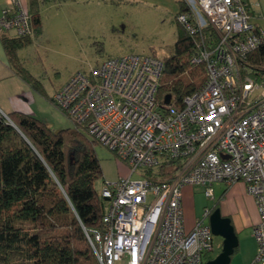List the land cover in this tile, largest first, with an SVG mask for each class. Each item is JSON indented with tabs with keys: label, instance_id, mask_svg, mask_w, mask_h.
<instances>
[{
	"label": "built area",
	"instance_id": "2783aa9c",
	"mask_svg": "<svg viewBox=\"0 0 264 264\" xmlns=\"http://www.w3.org/2000/svg\"><path fill=\"white\" fill-rule=\"evenodd\" d=\"M177 22L191 35L211 28L217 40L193 59L203 64L204 83L181 107L159 105L161 59L131 54L107 58L88 72H76L53 96L75 126L129 167L127 176L105 181L109 200L104 232L86 233L99 264H204L214 250L206 207L188 230L184 189L242 182L255 200L253 227L264 264V72L248 67V56L264 45V30L251 20L242 0H183ZM33 36L30 14L20 0L0 13V34ZM200 48V47H199ZM0 117L10 118L0 109ZM177 161L171 179L151 178ZM144 171L141 177L134 176Z\"/></svg>",
	"mask_w": 264,
	"mask_h": 264
},
{
	"label": "trees",
	"instance_id": "16d2710c",
	"mask_svg": "<svg viewBox=\"0 0 264 264\" xmlns=\"http://www.w3.org/2000/svg\"><path fill=\"white\" fill-rule=\"evenodd\" d=\"M242 2L252 20L253 5L248 0ZM40 3L30 0L33 36L4 35L2 39L15 64L17 52L41 34ZM181 4L183 12L186 9L183 1ZM215 40L211 28L191 36L179 24L174 51L164 58L151 54L164 63L157 93L159 105L181 107L183 100L204 83L205 67L192 63V59L201 48L213 47ZM247 60L252 74L264 72V45L251 52ZM21 73L43 94L38 79L25 69ZM8 116L12 123L0 117V264H99L86 236L104 232L103 217L109 206V200L95 187L103 178L93 144L96 141L86 138L83 126L55 131L31 115L14 112ZM176 164L166 162L150 177L169 180ZM215 209L217 206L212 212Z\"/></svg>",
	"mask_w": 264,
	"mask_h": 264
},
{
	"label": "rangeland",
	"instance_id": "374dc122",
	"mask_svg": "<svg viewBox=\"0 0 264 264\" xmlns=\"http://www.w3.org/2000/svg\"><path fill=\"white\" fill-rule=\"evenodd\" d=\"M182 1L86 0L82 3L73 0L43 11L41 34L32 38L23 53L25 67L43 88V94L37 91L41 100L36 108L38 117L55 131L75 126L52 99L76 72L86 73L111 57L155 53L164 58L170 55L179 38L177 16ZM251 1L256 19L264 22V0ZM83 133L93 142L86 132ZM93 144L103 169V178L95 184L100 193L104 181L124 177L130 167L107 147L98 142ZM143 173L138 172L134 177H141ZM192 188L194 206L197 215L201 216L206 207H212V202L205 196L203 187ZM222 246L223 239L215 236L214 250L208 259L216 258ZM232 257L231 264L241 258Z\"/></svg>",
	"mask_w": 264,
	"mask_h": 264
},
{
	"label": "crops",
	"instance_id": "0c3cea01",
	"mask_svg": "<svg viewBox=\"0 0 264 264\" xmlns=\"http://www.w3.org/2000/svg\"><path fill=\"white\" fill-rule=\"evenodd\" d=\"M40 1L39 10L40 15H42L43 11L49 8L54 9L60 2L68 4L73 0ZM79 1L82 3L86 2V0ZM20 2L24 9L30 13V0H20ZM248 2L253 5L251 0H248ZM8 4L9 0H0V13ZM255 5L260 4L256 3ZM251 12L252 22L260 29L264 30V22L256 19V12L253 7H251ZM6 36L10 38L17 37L14 33H9ZM3 37L4 35L0 34V109L7 116L11 113L19 112L40 119L37 115L38 111L36 109L39 101L41 102L38 92L31 86V84L24 80L21 73V69H25L34 78L36 77L25 67V62L23 61L25 48H22L17 52L18 63L15 64L10 61L6 50L4 49ZM214 186V200L211 201L212 207L210 208L213 209L217 206V208H220L224 217L230 218L239 239V246L234 255L241 256V258H238L235 264H252L258 253L257 242L253 235V227L259 220L255 200L247 193L246 186L242 182L236 183L232 186H227L225 183H217ZM193 192L194 189L192 187H186L184 189L183 205L185 224L188 230H191L195 226L197 220L201 219L203 215H197V210L193 202Z\"/></svg>",
	"mask_w": 264,
	"mask_h": 264
},
{
	"label": "water",
	"instance_id": "95a60500",
	"mask_svg": "<svg viewBox=\"0 0 264 264\" xmlns=\"http://www.w3.org/2000/svg\"><path fill=\"white\" fill-rule=\"evenodd\" d=\"M209 223L215 236L223 239L222 251L204 264H230L232 256L239 246V239L230 218L224 217L220 208L215 209L209 218Z\"/></svg>",
	"mask_w": 264,
	"mask_h": 264
},
{
	"label": "flooded vegetation",
	"instance_id": "af4514ba",
	"mask_svg": "<svg viewBox=\"0 0 264 264\" xmlns=\"http://www.w3.org/2000/svg\"><path fill=\"white\" fill-rule=\"evenodd\" d=\"M205 261H207V259H205Z\"/></svg>",
	"mask_w": 264,
	"mask_h": 264
},
{
	"label": "clouds",
	"instance_id": "9594fccd",
	"mask_svg": "<svg viewBox=\"0 0 264 264\" xmlns=\"http://www.w3.org/2000/svg\"><path fill=\"white\" fill-rule=\"evenodd\" d=\"M9 117V116H8Z\"/></svg>",
	"mask_w": 264,
	"mask_h": 264
}]
</instances>
